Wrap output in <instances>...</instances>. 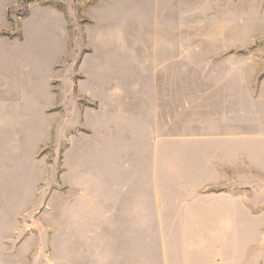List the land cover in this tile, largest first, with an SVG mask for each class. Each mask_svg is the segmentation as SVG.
<instances>
[{"label": "rangeland", "instance_id": "1", "mask_svg": "<svg viewBox=\"0 0 264 264\" xmlns=\"http://www.w3.org/2000/svg\"><path fill=\"white\" fill-rule=\"evenodd\" d=\"M161 33L173 34L172 88L152 84ZM112 66L113 103L92 86ZM128 66L147 81L132 98ZM112 128L117 155L148 163H96ZM241 128L264 129V0H0V264H160L170 233L122 214L140 192L146 209L156 194L202 206L226 178L261 199V153L226 149ZM243 256L264 264V247Z\"/></svg>", "mask_w": 264, "mask_h": 264}, {"label": "crops", "instance_id": "2", "mask_svg": "<svg viewBox=\"0 0 264 264\" xmlns=\"http://www.w3.org/2000/svg\"><path fill=\"white\" fill-rule=\"evenodd\" d=\"M158 40H161V42L157 45L159 47L156 50L158 54L155 56L157 60L154 66L155 84H152L155 87L172 88L177 86V80L173 79V72L177 71L173 67V34L161 33ZM163 51H170V53H164ZM101 71L98 69L94 71L92 86L97 89V94H93L97 98L101 97L102 101L113 103L116 87L114 67H108L104 71L105 75H101L99 73ZM124 72L127 74L122 86L128 89V96L132 98L131 89L146 87L147 81L134 79L135 76L131 75L132 69L130 66L124 69ZM141 76L142 74H140ZM155 101L161 103L159 98ZM204 134L221 136L223 132L214 129L212 132L209 130ZM107 135V147L104 151L107 153L106 159L105 161L98 159L96 163H100L99 161L103 163H148L146 160H130L125 155H117L120 153V148L115 141L114 128H112V133L109 132ZM225 135H231V138L227 140L229 143H226L228 145L226 149L234 152V156H237L235 153L239 152L238 155L241 157L244 150L259 152L262 159L255 163H264V129L252 128L249 131H244L242 128L240 130L228 129L225 131ZM244 136L250 144L246 149L242 145ZM212 146L214 144H211L210 139L204 143L205 154L210 155L212 151L216 150ZM159 150L162 151V146H159ZM170 150H174V148L172 147ZM116 155L119 156L117 159ZM226 163L237 162L229 160ZM256 178L259 177H254V179ZM233 180L226 178V181L221 182L225 184L234 183L226 190L219 193H205L202 206L192 203V199H190L191 201L188 202L186 208L174 206L164 208L163 199H157L156 194L154 195V206L146 209V207H143L146 206V204L143 205V201L145 203L146 199L145 194L140 192L139 207L122 214L124 223L128 222L129 225L133 220L134 224L139 226V231H141L144 230L141 227L146 223V218L150 217L156 230L158 228L161 233L162 231L170 233L167 243H159L160 246H156L155 259L157 263L160 259V264H247L243 256V249L264 247V226L259 223L260 214L264 215V212L260 213L264 196L261 197L263 201L259 199V194H254V198L251 196L252 194L249 197L237 186L238 178ZM262 180H264V177ZM244 219L248 222L244 223ZM188 226L193 228V234L187 231ZM190 237L194 239L189 240Z\"/></svg>", "mask_w": 264, "mask_h": 264}]
</instances>
